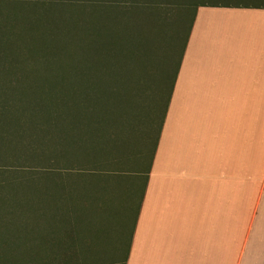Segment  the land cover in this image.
I'll return each mask as SVG.
<instances>
[{
  "label": "rangeland",
  "instance_id": "1",
  "mask_svg": "<svg viewBox=\"0 0 264 264\" xmlns=\"http://www.w3.org/2000/svg\"><path fill=\"white\" fill-rule=\"evenodd\" d=\"M99 1L0 0V264L124 263L194 9L235 0H136L107 12L109 72L89 80L93 53L72 44ZM244 132L256 149L264 119H245Z\"/></svg>",
  "mask_w": 264,
  "mask_h": 264
},
{
  "label": "crops",
  "instance_id": "2",
  "mask_svg": "<svg viewBox=\"0 0 264 264\" xmlns=\"http://www.w3.org/2000/svg\"><path fill=\"white\" fill-rule=\"evenodd\" d=\"M245 119H264V0L198 6L124 264H264V143Z\"/></svg>",
  "mask_w": 264,
  "mask_h": 264
},
{
  "label": "trees",
  "instance_id": "3",
  "mask_svg": "<svg viewBox=\"0 0 264 264\" xmlns=\"http://www.w3.org/2000/svg\"><path fill=\"white\" fill-rule=\"evenodd\" d=\"M137 3L138 2L136 0H100L99 2H95V3L91 4V6H90L91 10L90 11H91V14L95 15V17H92L91 21H89V22L85 21L84 25H81V27L83 28V31H82L81 28L77 27V30H76L77 34L75 33L76 37H74V44H72V46L75 48L74 49L75 51H73V52L75 54H77V55L79 54L81 49H86V50H88L90 52L92 51L91 54L93 53L92 58H90L89 62H91V64H93V66H95V67L91 66V68H93L94 73H92V72L90 73L89 72L87 74V77L89 78V80L94 79V78H98L99 76L100 77H105L106 74H105L104 70L108 71V67L111 64V63L108 64L107 61H106V58L108 56H109V59H110V55L109 54L111 52L109 51L108 45L106 46L104 44V42L102 41L103 40V36L109 37L111 32L110 33H106L104 35H103V33L101 34L102 29H104V31H107L108 29H110L112 31L114 29V27L116 26L115 23L113 22V18L111 16H108V15L110 13H112L113 11H116V10H121V11L123 10V12L129 11V10L137 7L138 4H139V3L138 4ZM208 4H212V3L197 4L195 9H194V13H195V10H196V8L198 6H203V5H208ZM107 12H109L108 15H107ZM98 13H101V14L103 13L104 15L102 16V15H99ZM96 21L99 22L98 25L96 24ZM23 23H26L28 26H30V25L37 24L38 21L36 23L35 19L30 18L28 20V18H26L25 21H23ZM80 23H78L77 25H79ZM190 24H191V22H190ZM112 26H114V27H112ZM5 27H7V26H5ZM15 28H16V26H14L11 23L8 25V29L9 30H8V35L6 36V39H5L6 41L15 40V34L13 33V29H15ZM42 28H43V26H42ZM34 29L36 30V32L38 31L37 32L38 35L41 33L40 36L42 38L45 37L47 39H51L52 40L54 38V36H55L53 28H50V27L49 28L48 27L43 28L44 33H42V32H40L41 31V25L38 24V26H34ZM78 29H81V30H78ZM189 29H190V27H189ZM188 32H189V30H188ZM32 33L34 34L35 31L32 32ZM81 33H83V34L85 33V35H83L84 38L81 37V35H80ZM3 37H5V34L3 35ZM186 42H187V36H186V40L184 42V47H183L181 55H180V60L178 62L177 68H176V72H175L174 77L172 79V84H171V87H170V91H169L167 103H166V106H165L164 114H163V117H162V120H161L160 129H161V126H162V123H163V119H164L166 111H167L168 103L170 101L171 93H172V90H173V87H174V83H175V78H176V75H177V72H178V69H179V65H180L182 56H183V52H184V49H185V46H186ZM101 44H103V45L101 46ZM70 48H71L70 45L66 48L68 50V52L70 51ZM48 52H43L42 56H43V59H47V60L50 59L49 62H51L52 60H54L57 57V54H55V52L52 49L49 50ZM3 57H6V56L3 55ZM100 58H101V60L97 62V60L100 59ZM6 59H7V57L3 58V62L7 61ZM76 70H77V68H76ZM96 73H98V77L96 76ZM77 75H78V73H76V71H74L71 76H72L73 79H76ZM72 96H73V94H72ZM68 101H69L68 105L70 106V110H71V115L72 116H73L74 113H78L79 114L82 111L81 108L80 109L78 108V103H77L78 100H73L72 101V98H71V100H68ZM6 109L7 108H2V109H0V112L4 111ZM35 110L37 112H43V113L50 112V110H48V109H45L43 111V107L38 106V105H36ZM76 110H78V111L75 112ZM73 120L75 121L74 123H76V121H78L77 120V116H73ZM159 132H160V130H159ZM157 141H158V137H157V140H156V144H157ZM156 144H155V147H156ZM155 147H154V150H153V153H152V158H153V155H154ZM148 172H149V169H148Z\"/></svg>",
  "mask_w": 264,
  "mask_h": 264
}]
</instances>
